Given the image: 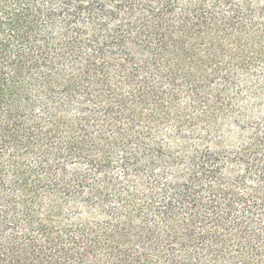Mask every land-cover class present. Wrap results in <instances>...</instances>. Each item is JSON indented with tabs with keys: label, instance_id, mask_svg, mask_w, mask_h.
<instances>
[{
	"label": "trees",
	"instance_id": "obj_1",
	"mask_svg": "<svg viewBox=\"0 0 264 264\" xmlns=\"http://www.w3.org/2000/svg\"><path fill=\"white\" fill-rule=\"evenodd\" d=\"M0 264H264V0H0Z\"/></svg>",
	"mask_w": 264,
	"mask_h": 264
}]
</instances>
